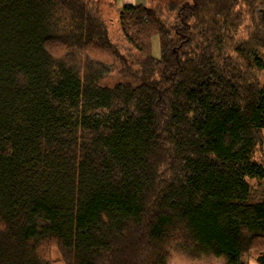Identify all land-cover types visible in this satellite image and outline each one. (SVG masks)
I'll list each match as a JSON object with an SVG mask.
<instances>
[{
	"label": "trees",
	"instance_id": "16d2710c",
	"mask_svg": "<svg viewBox=\"0 0 264 264\" xmlns=\"http://www.w3.org/2000/svg\"><path fill=\"white\" fill-rule=\"evenodd\" d=\"M157 2L0 0V264L264 252V0Z\"/></svg>",
	"mask_w": 264,
	"mask_h": 264
},
{
	"label": "rangeland",
	"instance_id": "374dc122",
	"mask_svg": "<svg viewBox=\"0 0 264 264\" xmlns=\"http://www.w3.org/2000/svg\"><path fill=\"white\" fill-rule=\"evenodd\" d=\"M106 2V4L109 2L107 0H102ZM150 5H158L159 3L157 0H148L147 2ZM105 13L108 17L111 16L113 18V21L109 22V28H110V35L113 39V41L117 42L123 47V51L128 53L130 50V45L126 42L124 39L121 30L119 28V25L116 22L117 14H116V8L110 7L108 5L103 7ZM152 50L155 57L161 56V47H160V40L159 36H154L152 39ZM172 264H223V262L219 259L215 258H205L203 256L191 258L188 255H182V254H174L171 258Z\"/></svg>",
	"mask_w": 264,
	"mask_h": 264
},
{
	"label": "crops",
	"instance_id": "0c3cea01",
	"mask_svg": "<svg viewBox=\"0 0 264 264\" xmlns=\"http://www.w3.org/2000/svg\"><path fill=\"white\" fill-rule=\"evenodd\" d=\"M109 2H112L116 8H121L125 4H145L148 2V0H107ZM54 264H64L63 261L59 260L56 261ZM248 264H264L260 262L256 257H252L249 259Z\"/></svg>",
	"mask_w": 264,
	"mask_h": 264
},
{
	"label": "water",
	"instance_id": "95a60500",
	"mask_svg": "<svg viewBox=\"0 0 264 264\" xmlns=\"http://www.w3.org/2000/svg\"><path fill=\"white\" fill-rule=\"evenodd\" d=\"M260 262L264 263V252L261 253L258 258H257Z\"/></svg>",
	"mask_w": 264,
	"mask_h": 264
}]
</instances>
